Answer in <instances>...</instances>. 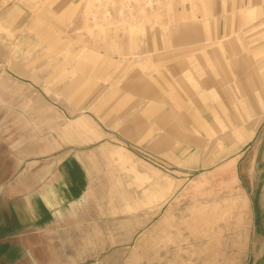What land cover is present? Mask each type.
<instances>
[{
    "label": "rangeland",
    "instance_id": "rangeland-1",
    "mask_svg": "<svg viewBox=\"0 0 264 264\" xmlns=\"http://www.w3.org/2000/svg\"><path fill=\"white\" fill-rule=\"evenodd\" d=\"M261 2L0 0V137L24 144L32 138L48 151L76 149L88 183L66 225L51 230L60 264L250 263L255 206L243 190V171L251 162L233 165L220 179L214 178L216 167L187 176L172 173L143 144L128 141L118 129L107 136L91 118L99 115L106 125L107 98L121 86V78L106 75L120 76L125 67L123 58L113 60L112 47L120 56L123 49H135L137 38L155 32L168 39L183 33L173 30L181 24L205 28L229 11L242 20L244 7L251 12L248 23ZM12 7L31 10L29 24L19 30L5 26L1 17ZM255 18L264 23V17ZM255 33L252 37L264 39V31ZM235 37L245 49L244 34ZM95 50L93 58L89 53Z\"/></svg>",
    "mask_w": 264,
    "mask_h": 264
},
{
    "label": "crops",
    "instance_id": "crops-1",
    "mask_svg": "<svg viewBox=\"0 0 264 264\" xmlns=\"http://www.w3.org/2000/svg\"><path fill=\"white\" fill-rule=\"evenodd\" d=\"M261 3L248 23L251 12L244 7L239 11L243 21L231 11L217 13L205 28L187 22L173 28L183 33L168 39L155 32L137 38L135 49L118 50L120 56L112 47L113 60L123 58L125 67L120 76L106 75L121 78V86L107 98L106 125L99 115L91 118L107 136L118 129L128 141L143 144L172 173L187 176L229 162L236 167L251 162L243 171V190L255 206L249 264H264V39L252 37L264 31V23L255 21L257 15L264 17ZM17 8L1 17L11 30L32 19L31 10ZM242 34L243 50L235 37ZM164 42L171 44L163 47ZM194 44L201 48L194 50ZM89 54L96 58L98 51ZM35 143L0 137V264H60L51 230L66 225L87 192L76 149L48 151Z\"/></svg>",
    "mask_w": 264,
    "mask_h": 264
},
{
    "label": "bare ground",
    "instance_id": "bare-ground-1",
    "mask_svg": "<svg viewBox=\"0 0 264 264\" xmlns=\"http://www.w3.org/2000/svg\"><path fill=\"white\" fill-rule=\"evenodd\" d=\"M233 165H235L234 162H229L224 167L217 168L216 171H215V177L214 178H219L220 179L222 177V175H224L226 172L232 173L233 172ZM200 184L202 185V182L201 183H196V185H200ZM232 205H233V203L230 204V206H232Z\"/></svg>",
    "mask_w": 264,
    "mask_h": 264
}]
</instances>
